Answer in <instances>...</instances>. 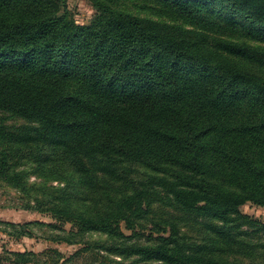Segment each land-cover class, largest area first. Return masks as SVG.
I'll return each mask as SVG.
<instances>
[{
	"label": "trees",
	"instance_id": "trees-1",
	"mask_svg": "<svg viewBox=\"0 0 264 264\" xmlns=\"http://www.w3.org/2000/svg\"><path fill=\"white\" fill-rule=\"evenodd\" d=\"M89 1L79 24L66 0H0V179L54 220L10 234L105 235L86 244L111 264H264L241 210L264 207V0H132L163 19Z\"/></svg>",
	"mask_w": 264,
	"mask_h": 264
},
{
	"label": "rangeland",
	"instance_id": "rangeland-1",
	"mask_svg": "<svg viewBox=\"0 0 264 264\" xmlns=\"http://www.w3.org/2000/svg\"><path fill=\"white\" fill-rule=\"evenodd\" d=\"M66 5L72 18L79 24L88 23L95 12L89 0H66ZM116 5L140 16L163 19L156 12L134 6L132 0H117ZM5 114V112L0 111V119ZM4 121L9 128L26 123L25 120L17 117L6 118ZM136 167L140 168V166ZM19 169L28 173V181L30 183L39 181L33 174H30L31 167L29 163L22 164ZM50 183L49 181L48 184ZM52 184L55 185L57 182L54 181ZM20 196L18 190L0 179V264H10L7 258V251L24 250L33 252L35 254L33 260L39 262L30 264H111L114 259H118L114 255L107 254L104 249L86 244L88 241L105 240V235L89 233L83 236H76L77 239L83 238L85 242L66 243L51 239V237L60 235L62 232L46 225L33 224L28 226L32 233L30 237L15 238L14 235L10 234L12 227L7 222L14 224H22L27 221L54 222L47 213H38L18 207L21 201ZM165 210L166 208L158 204L152 205L148 214L141 221L142 231L147 234L152 222ZM241 210L264 223L263 206L247 202L241 206ZM64 227L66 230L69 229L68 224H65ZM120 227L125 234L129 235L131 233L130 230L125 228L124 223H121Z\"/></svg>",
	"mask_w": 264,
	"mask_h": 264
}]
</instances>
